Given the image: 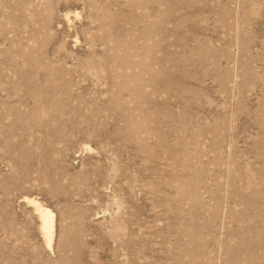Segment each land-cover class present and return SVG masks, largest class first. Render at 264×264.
<instances>
[{
  "label": "rangeland",
  "instance_id": "1",
  "mask_svg": "<svg viewBox=\"0 0 264 264\" xmlns=\"http://www.w3.org/2000/svg\"><path fill=\"white\" fill-rule=\"evenodd\" d=\"M0 264H264V0H0Z\"/></svg>",
  "mask_w": 264,
  "mask_h": 264
},
{
  "label": "bare ground",
  "instance_id": "2",
  "mask_svg": "<svg viewBox=\"0 0 264 264\" xmlns=\"http://www.w3.org/2000/svg\"><path fill=\"white\" fill-rule=\"evenodd\" d=\"M29 203L33 204L34 209L38 213L41 220V229L46 242V246L51 249L53 242V227H54V213L47 207H43L33 199H27Z\"/></svg>",
  "mask_w": 264,
  "mask_h": 264
}]
</instances>
